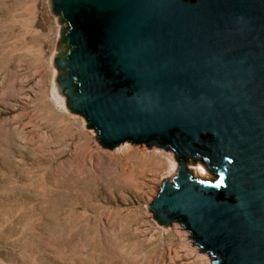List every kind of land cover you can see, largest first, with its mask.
<instances>
[{"label":"water","instance_id":"obj_1","mask_svg":"<svg viewBox=\"0 0 264 264\" xmlns=\"http://www.w3.org/2000/svg\"><path fill=\"white\" fill-rule=\"evenodd\" d=\"M56 93L105 148L171 151L148 206L212 264H264V0H50ZM202 158L206 163L195 160ZM189 163L203 164L205 181Z\"/></svg>","mask_w":264,"mask_h":264},{"label":"rangeland","instance_id":"obj_2","mask_svg":"<svg viewBox=\"0 0 264 264\" xmlns=\"http://www.w3.org/2000/svg\"><path fill=\"white\" fill-rule=\"evenodd\" d=\"M49 1L0 0V264H212L182 224L149 210L177 175L172 152L107 149L61 103Z\"/></svg>","mask_w":264,"mask_h":264},{"label":"bare ground","instance_id":"obj_3","mask_svg":"<svg viewBox=\"0 0 264 264\" xmlns=\"http://www.w3.org/2000/svg\"><path fill=\"white\" fill-rule=\"evenodd\" d=\"M61 103H63L64 104V102L61 100ZM65 105V104H64ZM145 156V158H148V157H159V156H157V152H152V153H150V154H145L144 155ZM157 161H153L152 163H156ZM151 165V164H150ZM154 165V164H153ZM160 165V164H159ZM158 166V165H157ZM155 167V166H154ZM151 169V168H150ZM149 170V169H148ZM147 170V171H148ZM150 172V171H149ZM199 174H203V173H201V172H199Z\"/></svg>","mask_w":264,"mask_h":264},{"label":"trees","instance_id":"obj_4","mask_svg":"<svg viewBox=\"0 0 264 264\" xmlns=\"http://www.w3.org/2000/svg\"><path fill=\"white\" fill-rule=\"evenodd\" d=\"M195 160H197V161L199 160L200 162L206 163V161L202 158H196Z\"/></svg>","mask_w":264,"mask_h":264}]
</instances>
